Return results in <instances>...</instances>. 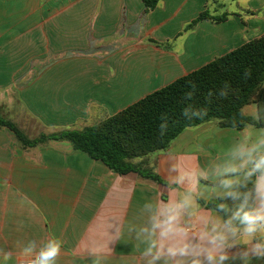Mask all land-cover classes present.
Segmentation results:
<instances>
[{
  "label": "crops",
  "instance_id": "crops-1",
  "mask_svg": "<svg viewBox=\"0 0 264 264\" xmlns=\"http://www.w3.org/2000/svg\"><path fill=\"white\" fill-rule=\"evenodd\" d=\"M218 2L159 0L145 13L141 0H0V116L31 139L82 130L264 34V0L185 30L204 10L219 16ZM240 132L214 122L185 129L143 159L158 183L119 175L67 141L22 148L0 128V264H17L30 240L39 247L51 238L62 241L58 264H92L94 250L100 264H143L144 245L129 229L143 223L146 202L184 195L187 183H173L171 167L208 168ZM208 183L196 198L214 199ZM193 213L194 224L221 218L199 203Z\"/></svg>",
  "mask_w": 264,
  "mask_h": 264
},
{
  "label": "clouds",
  "instance_id": "clouds-1",
  "mask_svg": "<svg viewBox=\"0 0 264 264\" xmlns=\"http://www.w3.org/2000/svg\"><path fill=\"white\" fill-rule=\"evenodd\" d=\"M248 74L245 73V76ZM193 91L186 92L184 99L191 100ZM228 85L218 93L227 98ZM212 92L208 93L211 97ZM191 105L181 115L191 120L192 116L203 119L207 109H197L189 115ZM254 123L241 129L240 135L224 151L218 162L203 170L184 171L175 165L173 183L187 188L179 199L148 201L144 205L143 223L136 229L135 239L143 244V264H261L264 262V121L255 107ZM243 113V110H241ZM261 127L256 128V123ZM166 124H161L165 128ZM240 127L239 125H236ZM207 181L215 199L221 202L217 212L223 218H199L193 223L194 207L197 205L195 189L200 181ZM166 191L167 189H163ZM62 241L51 238L39 247L30 240L20 249L17 264H58ZM3 249H0L2 252ZM99 251L94 250L92 264H100ZM12 253L5 252L4 260H12Z\"/></svg>",
  "mask_w": 264,
  "mask_h": 264
},
{
  "label": "trees",
  "instance_id": "trees-1",
  "mask_svg": "<svg viewBox=\"0 0 264 264\" xmlns=\"http://www.w3.org/2000/svg\"><path fill=\"white\" fill-rule=\"evenodd\" d=\"M141 2L147 13L157 6L159 0ZM228 16L227 13L213 16L204 10L186 25L185 30L193 28L202 20L220 23ZM245 73L248 75L245 76ZM192 84L195 85L193 98L184 99L186 92L193 91L190 87ZM225 85H228L227 98H220L218 93ZM209 92L213 93L211 97L208 96ZM189 105V115L198 108H206L207 115L199 120L192 116L189 120L181 115L182 110ZM249 105L264 109V34L215 57L200 68L82 130L41 133L31 139L15 123L1 116L0 128L10 130L22 148L43 145L50 140L67 141L74 151L101 161L119 175L134 172L143 178L163 183L153 169L143 162L145 157L165 151L185 129L204 123L214 122L218 128L236 130L251 126L254 123L253 116L244 112V108ZM260 118L264 121V112L260 113ZM161 124L167 126L161 128ZM255 126L260 128L261 124L257 122ZM135 158L141 160L133 163ZM197 200L200 205L215 212L217 204L221 202L232 205L231 201L215 198ZM217 213L221 218H227L225 213Z\"/></svg>",
  "mask_w": 264,
  "mask_h": 264
},
{
  "label": "rangeland",
  "instance_id": "rangeland-1",
  "mask_svg": "<svg viewBox=\"0 0 264 264\" xmlns=\"http://www.w3.org/2000/svg\"><path fill=\"white\" fill-rule=\"evenodd\" d=\"M218 1L221 7H220V10L214 13L216 15H221L226 11L235 12L237 10V6H239L240 8H243L245 0H218ZM215 4H217V2L211 3L210 5H208V9L210 12H212V9L215 6ZM244 110L246 114H249L250 112L252 113L254 110V106L253 105L246 106Z\"/></svg>",
  "mask_w": 264,
  "mask_h": 264
}]
</instances>
